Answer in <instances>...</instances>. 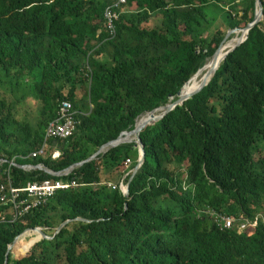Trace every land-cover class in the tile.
Wrapping results in <instances>:
<instances>
[{
	"label": "trees",
	"instance_id": "1",
	"mask_svg": "<svg viewBox=\"0 0 264 264\" xmlns=\"http://www.w3.org/2000/svg\"><path fill=\"white\" fill-rule=\"evenodd\" d=\"M107 5L0 0V159L54 172L87 160L132 131L140 115L176 100L227 33L245 28L256 12V0H130L110 38ZM28 99L36 121L19 118ZM62 100L72 102L80 123L73 136L46 140ZM141 138L145 162L128 198L119 184L137 164L134 142L68 176L12 167L14 188L45 179L81 186L0 222V264H264V217L257 218L264 207V17L199 94ZM43 146L45 154L30 157ZM8 166L0 165V186L8 184ZM207 208L236 224L221 229ZM12 212L0 205L7 220ZM76 218L91 222L73 221L53 240L30 232L6 259L25 230L53 236Z\"/></svg>",
	"mask_w": 264,
	"mask_h": 264
},
{
	"label": "built area",
	"instance_id": "2",
	"mask_svg": "<svg viewBox=\"0 0 264 264\" xmlns=\"http://www.w3.org/2000/svg\"><path fill=\"white\" fill-rule=\"evenodd\" d=\"M107 2V7L104 12V25L105 30L110 38H114L116 35L117 24L120 21L121 12L124 7L128 5L130 0H105ZM78 111L75 110L73 104L69 100H62L59 102L56 112V117L50 121L45 130V138L49 139H67L74 135L78 125L79 120L77 119ZM45 154V146L41 150L33 152L30 157L36 158ZM60 152L58 150L54 151L52 158L57 159L60 157ZM3 163H9L5 174L8 176V184H2L0 186V205L1 206H11L13 209L12 216L7 220L2 213H0V222H15L19 218L28 214L30 211L44 206L48 201L55 196L59 191L69 190L72 187H79L81 185L76 184L72 181H65L62 179L52 180L45 179L43 181L28 182L26 186L22 188H14L10 181V173L12 167H18L24 171L30 172L35 170H41L46 172V168L43 164L40 167H35L33 165H19L15 162V158L11 161L6 159H0V165ZM132 161L127 159V164H131ZM42 167V168H41ZM72 172V171H71ZM71 172L58 176H68ZM47 173V172H46ZM129 174V173H128ZM109 187H113L111 183L107 184ZM125 182H120L119 187L123 192ZM205 213L214 218V221L223 230L231 229L236 224L237 220L228 214H221L216 210L207 208L204 210ZM261 218V217H260ZM252 225L251 220H248L242 227V229L247 228ZM259 220L253 223V226H258Z\"/></svg>",
	"mask_w": 264,
	"mask_h": 264
},
{
	"label": "water",
	"instance_id": "3",
	"mask_svg": "<svg viewBox=\"0 0 264 264\" xmlns=\"http://www.w3.org/2000/svg\"><path fill=\"white\" fill-rule=\"evenodd\" d=\"M263 17H264V13H263L262 0H256V12H255L254 20L252 22H250L245 28H242L241 30L236 29V30L229 31L227 33L226 37L224 38V40L222 41V43L220 44L219 48L216 50L215 54L212 56V58L208 59L206 64L194 76H192V78L181 88V90L177 94L176 100L173 101V98H172V99H170V101L166 105L160 106V107H158V108H156L150 112H146V113H143L142 115H140L137 118L135 128L132 131L126 132L123 135L119 136L117 139L112 140V141L102 145L99 148V150L95 154H93L91 157H89L87 160L76 163V164L72 165L71 167L63 170L62 172H54V171L50 170L49 168H47L45 165H43L46 167L44 170L50 175L61 176V175H64V174H67V173L73 171L77 167L82 166L86 162H89V161L96 159L99 155L106 154L112 148H115V147H118V146L124 145V144H130V143L134 142L135 148L138 150L139 156H138L137 164L132 169V172L130 173L131 176L129 177L127 183L124 186L123 194L126 198H128L129 194H130V185H131L133 179L135 178V176L141 170V168L145 162L146 150H145V145H144L142 138H141L142 131L148 125L162 120L166 115H168L170 112H172L177 106H182L187 100L192 99L195 95L199 94L212 81L217 70L221 66L222 62L226 59V57L229 54H231L232 52H234L236 50V48H238L241 44H243V42L248 38V34H249L250 30L255 25H257L263 19ZM238 33L241 34V37L238 38V42L234 46H232L231 48L227 49L226 52L224 53V56L221 58L222 51L225 49V44L228 41V39L231 38L233 35H236ZM204 71H207V72L203 76L200 84L194 88H190L189 87L190 82L193 81V79H196L197 77L202 75ZM144 117H147V118L141 124H139V120H141V118H144ZM130 134L133 135V139L132 140H126V137ZM35 167H40V166L36 165ZM126 208H127V205H126ZM73 221H82V222H87V223L91 222V221L83 219V218L68 219L65 222H63L57 228V231L55 232V234L53 236H49L44 231V229L41 227L27 229L22 234H24L26 231L34 230V231H39L44 240H53L54 237L67 224H69ZM21 235L17 236L14 239L13 243L11 245H9L8 250H7V254H6L7 260L9 259V256H10L11 247L15 244L16 240ZM12 259L15 260L13 257H12Z\"/></svg>",
	"mask_w": 264,
	"mask_h": 264
},
{
	"label": "rangeland",
	"instance_id": "4",
	"mask_svg": "<svg viewBox=\"0 0 264 264\" xmlns=\"http://www.w3.org/2000/svg\"><path fill=\"white\" fill-rule=\"evenodd\" d=\"M240 37H241V34L240 35H238V34L237 35H233L231 38H229L228 41L238 40V38H240ZM31 102H34V100L33 99H28L27 102L25 101L21 105L22 106L21 110H20V107H19V118L21 120L36 121V119L40 117L39 111L35 110V106L32 105ZM131 172H132V169H129L128 173L130 174ZM120 182H121V180H120ZM260 217H264V207L261 208V210L259 211V214L257 215V218H260Z\"/></svg>",
	"mask_w": 264,
	"mask_h": 264
},
{
	"label": "bare ground",
	"instance_id": "5",
	"mask_svg": "<svg viewBox=\"0 0 264 264\" xmlns=\"http://www.w3.org/2000/svg\"><path fill=\"white\" fill-rule=\"evenodd\" d=\"M237 35V34H236ZM238 35H240V33H238ZM229 40V39H228ZM238 42V40H232V41H227L225 44V49L222 51L221 54V58L224 56V53L226 52L227 49L231 48L232 46H234L236 43ZM220 65V64H219ZM207 71H204L202 75H200L199 77H197L196 79H193V81L190 82L189 87L190 88H194L196 86H198L200 84V82L202 81L203 76L206 74ZM147 117L141 118V120H139V124H141ZM133 139V135H128L126 137V140H132ZM30 232H34L37 233L41 236L39 231H34V230H29L26 231L24 234H22L15 242V244L11 247L10 250V254L13 253V251L15 249H17V245L26 237V235ZM42 237V236H41Z\"/></svg>",
	"mask_w": 264,
	"mask_h": 264
}]
</instances>
